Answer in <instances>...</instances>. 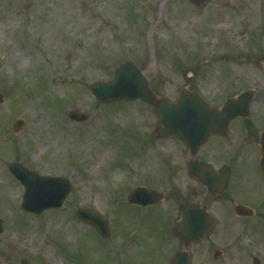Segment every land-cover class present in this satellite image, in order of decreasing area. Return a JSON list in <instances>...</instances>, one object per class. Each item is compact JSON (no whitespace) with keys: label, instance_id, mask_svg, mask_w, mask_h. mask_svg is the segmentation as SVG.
Returning a JSON list of instances; mask_svg holds the SVG:
<instances>
[{"label":"rangeland","instance_id":"1","mask_svg":"<svg viewBox=\"0 0 264 264\" xmlns=\"http://www.w3.org/2000/svg\"><path fill=\"white\" fill-rule=\"evenodd\" d=\"M212 7L221 20L206 15ZM0 44V264H169L182 249L170 203L127 201L137 186L168 188L179 144L156 137L147 104L102 103L89 90L121 62H136L157 94L173 101L185 87L218 107L255 90L249 117L231 129L264 131V0H0ZM74 109L89 120H70ZM18 119L25 123L14 133ZM242 155L246 193L237 195L252 200L254 216L226 214L230 205L213 201L217 226L191 248L193 264H253L254 257L264 264V176L252 166L261 152L250 145ZM13 162L69 179L63 206L25 212ZM79 207L109 220V240L76 217Z\"/></svg>","mask_w":264,"mask_h":264},{"label":"water","instance_id":"2","mask_svg":"<svg viewBox=\"0 0 264 264\" xmlns=\"http://www.w3.org/2000/svg\"><path fill=\"white\" fill-rule=\"evenodd\" d=\"M199 5L203 0H191ZM91 93L102 102L135 101L140 99L154 107L159 126L157 134L160 138L177 136L182 141L190 144L195 150L204 143L213 133L228 132L230 123L237 117L246 118L250 112L255 91L246 90L238 97L229 98L221 108L212 106L197 91L182 89L177 101L173 102L166 97H159L151 89L148 79L132 60H126L118 66L115 76L110 81L96 82L89 86ZM0 94V102L2 101ZM78 112V113H77ZM72 120L85 122L90 118L89 113H79L78 109L68 113ZM24 121L19 119L14 125L15 131L19 130ZM263 156L261 167L264 170V133L262 135ZM12 174L24 185L22 207L25 211L40 214L46 209L61 207L71 190V182L62 177L41 176L28 171L20 164L10 165ZM219 177L218 182L226 183V178ZM223 180V181H222ZM206 183H213L211 177L205 174ZM216 182V180L214 181ZM223 191V188L220 192ZM153 191L145 188H136L129 196L130 203L147 205L157 202L159 198ZM236 212L243 216H252L253 211L244 205H237ZM182 220L176 224V232L181 236L185 244V250L179 252L172 264H192L189 255V247L199 242L214 229L213 217L206 207L197 204L185 203L182 205ZM77 217L90 223L105 238L109 237L108 221L98 214H93L87 208H78ZM3 231V223L0 221V234ZM220 253H217L218 256ZM23 264H29L23 260ZM254 264H261L255 258Z\"/></svg>","mask_w":264,"mask_h":264},{"label":"flooded vegetation","instance_id":"3","mask_svg":"<svg viewBox=\"0 0 264 264\" xmlns=\"http://www.w3.org/2000/svg\"><path fill=\"white\" fill-rule=\"evenodd\" d=\"M247 131L249 130L231 129L226 133L213 134L197 151H194L192 146L183 143L176 137L169 138L175 144H179L180 148L176 147L172 154L173 160L170 176H168V188L166 190H157L163 193V198L159 203L154 205H159L163 202L171 204L172 216L170 221L173 220V227L181 218V205L184 202H192L201 206L207 205L208 209H211V212L216 213V211L212 210V202H216V200H219V203L225 201L230 205L225 210L226 214L234 211L237 203L251 205L250 201L252 200H248V198L239 200L237 195L240 188L244 191L242 182L245 181V177L248 175V169L246 171V167L249 166V164L245 165V163L241 164L240 162L243 159L242 154H244L247 146L252 145V147L256 150L259 149L262 153L261 135L263 132H255L254 130ZM256 157L258 158V155L255 156V162L252 163V166L258 176H264L260 168L259 160ZM225 168L226 173L229 175L227 187L223 194L217 195L219 190L223 188L221 182L206 183L205 174H209L211 179L215 181L219 179L220 173ZM244 193L246 192L244 191ZM176 212L178 213L179 219L175 222L174 215ZM177 238L179 246L182 247L180 237L177 236ZM171 260L172 258L169 264H171Z\"/></svg>","mask_w":264,"mask_h":264},{"label":"bare ground","instance_id":"4","mask_svg":"<svg viewBox=\"0 0 264 264\" xmlns=\"http://www.w3.org/2000/svg\"><path fill=\"white\" fill-rule=\"evenodd\" d=\"M206 15H208V16H210V17H215V18L218 19V20H221V19L223 18L222 15H221L220 13H218L214 7L209 8V9L206 11ZM10 46H11V45H9V47H10ZM0 47H5V48H6V46H5V45H2V44H0ZM11 51H12V48H11ZM37 129H38V128H35V129H34V132L37 131ZM57 137H58V135H57L56 133H53L51 136L45 137V138L43 139V141H44V143L49 144V143L53 142ZM105 156H106V151H104V153H103V157H105ZM115 174H117V173H115ZM9 190L12 191V192L14 193V192L16 191V186H15V185H11V186L9 187ZM67 231H69V229H67ZM31 235H32V234H29V235H28V239H31ZM47 252H48V254H49V252H50V249H49V248L47 249ZM46 257H48V256H46ZM53 264H60V263L57 262V261H55Z\"/></svg>","mask_w":264,"mask_h":264}]
</instances>
